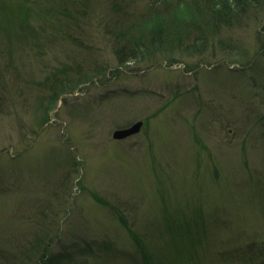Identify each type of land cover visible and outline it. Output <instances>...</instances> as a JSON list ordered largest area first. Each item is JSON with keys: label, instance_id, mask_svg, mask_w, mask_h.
<instances>
[{"label": "rangeland", "instance_id": "1", "mask_svg": "<svg viewBox=\"0 0 264 264\" xmlns=\"http://www.w3.org/2000/svg\"><path fill=\"white\" fill-rule=\"evenodd\" d=\"M194 2L0 0V264H264V0Z\"/></svg>", "mask_w": 264, "mask_h": 264}, {"label": "trees", "instance_id": "2", "mask_svg": "<svg viewBox=\"0 0 264 264\" xmlns=\"http://www.w3.org/2000/svg\"><path fill=\"white\" fill-rule=\"evenodd\" d=\"M257 3L258 0H202V2H200V0H195V2L193 3L194 5L192 4L193 10L197 15L200 16L202 20L197 21V19H193V21L191 22V20H189L190 15L184 13L180 15L181 18L179 19L184 23H186L185 21L189 20V22H187L186 25L184 24L183 27V29L185 30L184 32L185 34H187L186 36L188 38H190V36H193V33H197V36L199 37L202 36L205 32H202V29L205 28L206 31L210 32L213 29L217 30V28H220L221 26L225 27L223 25L229 24L236 14L245 12V10H247L250 5L254 7ZM202 14H205L206 16H203ZM174 16L177 17L179 15H170V17ZM164 26L165 25L162 22L156 25L157 29L155 30L157 31L158 37H154L155 33L153 28L149 29L146 26L142 27L141 30L145 29L146 32L144 33V35H147L148 39L151 38V40L149 39L150 44L148 45L149 42L146 43L145 41L139 43L138 40H140V38L134 39V41L131 40L130 42H132L133 44L131 47L127 46L129 48V51H127V57L124 58L123 56H120V59L123 60L124 63H130V61H139L150 56L151 54L156 52V50L161 49L162 41L164 40V38H162L163 36L160 31L164 29ZM184 36L185 35L183 33H180L177 34L175 38L180 41L184 38ZM154 41H156V43H153ZM202 41L203 40H201L200 42ZM45 239L46 237H41L37 239L32 245V250L34 253L36 252L37 255H39L40 252H43L42 257L40 260H38L37 264H40V262L41 264H44L45 260H47L48 252L42 249ZM8 257H4L6 258V260L4 259V264H14L15 260L13 259L15 258V256H12L10 258Z\"/></svg>", "mask_w": 264, "mask_h": 264}, {"label": "water", "instance_id": "3", "mask_svg": "<svg viewBox=\"0 0 264 264\" xmlns=\"http://www.w3.org/2000/svg\"><path fill=\"white\" fill-rule=\"evenodd\" d=\"M142 126V123H136L130 128L127 129H122V130H117L113 134V139L115 140H124L132 135H135L139 133L140 128Z\"/></svg>", "mask_w": 264, "mask_h": 264}]
</instances>
